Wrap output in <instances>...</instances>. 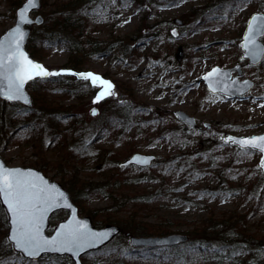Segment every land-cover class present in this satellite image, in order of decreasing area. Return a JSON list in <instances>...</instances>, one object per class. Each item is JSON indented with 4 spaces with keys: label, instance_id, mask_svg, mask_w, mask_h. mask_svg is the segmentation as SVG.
Instances as JSON below:
<instances>
[{
    "label": "rangeland",
    "instance_id": "rangeland-1",
    "mask_svg": "<svg viewBox=\"0 0 264 264\" xmlns=\"http://www.w3.org/2000/svg\"><path fill=\"white\" fill-rule=\"evenodd\" d=\"M23 1L0 0V35L14 24ZM140 1L42 0L41 27L57 30L55 22L69 15L76 22L59 37L42 39L37 32L35 55L27 47L31 55L54 72L77 58L80 72L112 83V95L93 103L101 86L93 89L91 81L77 76L30 82L33 106H62L71 114L49 120L59 132L53 140L45 127L35 126L28 107L7 100V113L16 126L0 134V155L11 166L41 169L70 195L79 193V213L89 215L96 226L101 225L94 220L104 225L108 218L126 223L133 218L150 228L188 233L211 213L217 218L245 213L249 232L263 235L264 186L259 193L262 182L257 175L262 154L222 137L264 132V58L250 64L241 48L249 15L264 8L255 7L254 0ZM40 25H34L31 34ZM65 36H76L83 48L72 49ZM236 63L241 65L240 79L255 81L244 95L211 92L201 79L215 65ZM70 85L89 88L76 94ZM92 109L97 110L95 116ZM177 109L194 116L198 127L178 119ZM137 151L155 154L154 164L122 167L120 163ZM2 211L0 264H74L66 255L29 259L14 251ZM67 215L64 209L54 212L47 232ZM128 233L137 234L119 233L111 247L84 254V264H168L146 254L163 246L144 251L130 244Z\"/></svg>",
    "mask_w": 264,
    "mask_h": 264
},
{
    "label": "snow or ice",
    "instance_id": "snow-or-ice-1",
    "mask_svg": "<svg viewBox=\"0 0 264 264\" xmlns=\"http://www.w3.org/2000/svg\"><path fill=\"white\" fill-rule=\"evenodd\" d=\"M35 7H37L36 0H27V4L17 13L19 23L0 39V96L9 101L23 100L25 104H28L30 101L24 92V85L28 81L59 76L62 73L91 81L93 87L101 86L102 90L96 95L93 103L101 101L107 95H112L111 90L114 86L99 75L92 72L76 73L68 69L49 71L27 56L22 48L26 34L21 25L32 23L26 17V12ZM173 35L177 33L173 32ZM257 37H264V15L254 14L248 21L244 42L241 44L245 54L251 57L253 63H256L258 58H264V46L257 43ZM230 76V72L213 68L203 79L208 81L210 91H223L228 94ZM230 83L236 84L237 81L231 80ZM244 85L251 86L248 81H244ZM96 114L97 110L92 109V115ZM222 139H225V142L236 143L246 151L264 155V136L244 139L222 137ZM132 161L147 163L148 158L134 156ZM124 166L126 165H122ZM259 167L264 169V158L260 160ZM0 197L3 198L11 214V235L7 239L13 242L15 248L30 257L34 258L42 252H67L78 257L84 250L102 243L109 235L108 232L93 231L85 222L76 219L73 209L71 220L61 224L51 238L45 236L43 223L49 210L61 205L64 207H71V205L67 203L65 194L59 191L55 184L48 183L31 170L7 168L0 163Z\"/></svg>",
    "mask_w": 264,
    "mask_h": 264
},
{
    "label": "trees",
    "instance_id": "trees-1",
    "mask_svg": "<svg viewBox=\"0 0 264 264\" xmlns=\"http://www.w3.org/2000/svg\"><path fill=\"white\" fill-rule=\"evenodd\" d=\"M150 1L156 0H141L140 2L142 4H149ZM254 1L256 4L255 7H258V9L261 7L264 8V0ZM69 4L72 3H67V7ZM75 22L76 20H73L72 16L69 15L59 18L55 22V25H57L60 29L58 28L57 30L52 31L48 30V28L45 26L41 27V25L40 27L42 29L39 26L35 27L27 45L28 49H31V53L35 55L34 49H36V42L38 41V35H36L37 32L42 35V39L45 37L48 39H51L54 36L59 37L65 33L64 31L70 32V29L75 26ZM61 32L63 33L61 34ZM64 38L69 42L72 49L79 50L83 48L82 46H84V42L81 43L78 39H76V36L75 38L68 36H65ZM70 63V67H72L74 70H80L78 68L80 63L77 58L70 61ZM60 77L61 76H51L43 78L42 80L52 78L51 80L57 81L60 79ZM38 80L39 79H36L34 82L36 83ZM86 87L89 88L88 85H70L68 89L69 91L78 94L79 90H83ZM91 88L94 89L93 86H91ZM8 105L10 106L11 104L7 102V100L0 99V134H4L9 127L14 128L16 126L11 120L12 115L9 114V112L7 113L9 110ZM29 110L33 116V122L35 126L37 124L38 127H45L44 130L48 132L47 135L53 140L59 134V132L56 130L55 123L50 124L49 120L52 119L56 122L59 115L63 116L70 113L69 110H64L62 106H51L50 104L42 105V107L34 105L33 107L29 108ZM37 119L40 121L36 123ZM85 147L86 143H84L83 148ZM190 168L193 167L190 166ZM257 175L262 182V185L259 187V193H261V188L264 186V172L259 170ZM244 187L245 186H241L240 188ZM237 190H239V188ZM210 191L213 192V194L221 193V191L214 189H211ZM261 194L264 196L263 192ZM71 196L72 199L77 202V200H79L78 196H80V194L71 192ZM142 198L141 200H144ZM2 209L3 207L0 204V213H3ZM211 214L207 215L201 221L200 225H195L188 231L189 239L186 242L174 246L164 247L162 250H151L150 252L148 251L149 248L147 247H142V249L144 251H148V253H146L148 256L168 264H264V234L259 235L257 233L255 234L249 232L250 228L249 225H247L249 217L247 214L241 213L237 218H233V214H227V216L222 215L221 218H217L215 215L212 216ZM129 220L130 221L126 223L115 221V219L110 220V218H108L105 220V224L119 223V225L122 227V234L127 231H132L140 235L166 234L170 232V230L164 226L162 227L157 225L150 228L143 223L135 221L133 218ZM94 222L97 225H102V221L100 220H94ZM117 238L118 236L115 239ZM114 240L103 248L111 247ZM125 246L128 250L133 249L126 244Z\"/></svg>",
    "mask_w": 264,
    "mask_h": 264
},
{
    "label": "water",
    "instance_id": "water-1",
    "mask_svg": "<svg viewBox=\"0 0 264 264\" xmlns=\"http://www.w3.org/2000/svg\"><path fill=\"white\" fill-rule=\"evenodd\" d=\"M36 3H37V7L31 8V9H29L26 12V17L29 20H31L32 23H26V24H22L21 25L22 30L26 34L25 35V38L23 40V43H22V48H23V51L27 54V56L32 61H34L35 63H38V64L43 65L41 63V61L35 59L31 55V53L29 52V50L27 49V43L29 41V38H30V35H31V31H32L33 26L34 25H40V24H42L44 22L43 15L40 12H38L41 9V7H42V0H36ZM26 4H27V0H24L19 5V7H17L16 12H15V22H14V24H12L9 28H7L0 35V39H2L13 27H15L17 23H19V17L17 15V13ZM36 12H38V13H36ZM254 14L264 15V12L263 11H255V12H252L249 15V17L247 19V23H246L245 29H244V32H243V35H242L241 44L244 42L243 38H244L245 33L247 32L248 21L251 18V16L254 15ZM176 21L178 23H181L182 22V20L179 19V18H177ZM257 43H259L262 46H264V42L262 40V37H257ZM177 57L178 58L181 57V49H179V51L177 53ZM242 57L248 59V63H250V64H258L263 59V58H258L257 62L256 63H253L251 57L250 56H247L245 54V50L244 49H243ZM213 68H220V69H222V70H224L226 72H230L231 73V76L229 78V84H228V87H229L230 91L227 94L229 96L236 97L238 95L244 94L245 92L249 91L254 86V84H255L254 80H252V79H250L248 77H246L244 79H240L239 78V75L242 74V70H241L240 63H236V64H234L231 67H222V66H219V65H215L210 70H208L207 72H205L202 75V77H201V79L205 82V84H206V86H207L208 89H209L208 81H205L203 79V77L208 72H210ZM233 70H236L237 73H238V75H232V71ZM231 80H235V81H237V83L236 84H231L230 83ZM31 81H33V80H31ZM31 81H28L24 85V92H25V95L28 97V100L30 101V103L25 104L23 102V100L11 101V102H19V103H22L23 105H25L27 107H32L33 106V98H32V95H31L30 91L28 90V84ZM244 81H248L251 86L248 87V86L244 85ZM220 87H223V85H220ZM217 92H220V93L225 94V92H223V91H217ZM0 98L5 99L3 96H0ZM174 114H175V116L178 119H180L181 121H183L188 126H190V127H198V125L196 123V120H195V117L192 116V115H189L185 111L180 110V109H177V110L174 111ZM205 125L209 126L208 123H206ZM255 136H264V132L259 133V134H251V135H232V134H229V135H226L224 138L234 137L236 139H244V138L255 137ZM234 144L237 145L238 147H241L240 145H238L236 143H234ZM134 156L147 157L148 158V162L147 163H138V162L132 161V158ZM155 158H156V155L153 154V153H143V152H138L137 151V152L132 153L129 157H127L125 160H123L120 164H121V166L122 165H126V166L136 165V166H141V167H147V166L152 165V163L154 162ZM262 158H264V155H261L260 160ZM0 163L4 164L7 168H19V169H22V170H25V171L31 170L32 172L38 174V176L43 177V179L46 180L48 183L55 184L56 187H57V189H59V191H61V192H63L65 194V197L67 198V203L70 204L71 207H64L63 205H61L60 207H57V208H54V209L49 210V212L47 214V217H46V219L44 220V223H43V233H44L45 236L51 238L52 236L55 235L56 231L58 230V228H59V226L61 224H65L69 220H71L72 219V215H73V209L75 210L76 219L85 222L88 225V227L91 228L93 231H97V232H108L109 233L108 237L102 243H99L97 246H94V247H91V248H88V249L84 250L83 252L80 253V255L78 257H74V256H72L71 253H67V252H65V253L42 252V253H40V255H38V256H36V257L33 258V257H30V256L26 255L25 253H23L20 249L15 248L14 245H13V242L10 239H8L11 242V244H12V248L15 251H17V252H20L23 256H25L27 258H30V259H36V258L40 257L41 255H43L44 253L58 254V255H68L72 259V261H73L74 264H84V261L82 259V256L85 253H87L89 251H93V250H96V249L101 248L102 246L106 245L111 240H113L119 233H121V226L119 224H117V223H107V224L102 225V226H96L93 223L92 218L89 215H81L79 213V206L72 199L69 191L60 182H58L57 180L50 179L41 169L36 168V167H33V166H21V165L11 166V165H9V164L6 163V161L4 160V158L1 155H0ZM259 164H260V161H259ZM262 170L264 171V169H262ZM0 203L3 206V208L5 209V212L7 214L8 224H9V229H8L7 237H10V235H11V228H12L11 214L8 212L7 205L4 203L2 197H0ZM60 209L67 210L68 211V215H67L66 218L61 219L53 227V230L50 233H48L47 232V229L50 226V218H51V216H52V214L54 212H56L57 210H60ZM128 235H129V239H130L129 241H130V244L131 245H133V246H148V247L167 246V245H169V246H171V245H178V244H180L182 242L187 241L188 238H189V235L187 233H184V232H172V233L161 234V235H136V234L128 233Z\"/></svg>",
    "mask_w": 264,
    "mask_h": 264
}]
</instances>
